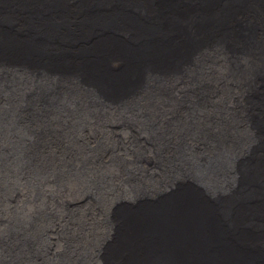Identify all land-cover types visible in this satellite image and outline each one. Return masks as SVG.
Masks as SVG:
<instances>
[{
	"label": "bare ground",
	"instance_id": "6f19581e",
	"mask_svg": "<svg viewBox=\"0 0 264 264\" xmlns=\"http://www.w3.org/2000/svg\"><path fill=\"white\" fill-rule=\"evenodd\" d=\"M63 1L67 4L69 0ZM70 1L76 7L85 4ZM191 1L198 9H206L208 4ZM222 1L219 4L227 2ZM239 13L245 19H256L250 12ZM191 40H181L163 56L152 58L155 71L137 59L113 56L104 60L105 65L113 68L121 59L122 68L107 70L96 65L86 83L73 82L72 87L65 83L58 94L46 95L41 89L28 100L34 104L27 111L12 106V126L4 129L0 124V142L6 145L0 153H18L16 159L23 168H16L13 179L0 171V195L5 189L7 197L0 232L14 250L15 264H46L47 260L74 264L91 252L94 256L97 246L107 257L97 261L110 264L115 258L108 252L112 232L119 233L117 238L122 235L121 242L132 254L130 264H146L147 252L157 246L151 239L161 234L151 224L159 214L153 207L172 215L185 202L203 205L195 191L205 187L193 178L192 170L200 167L197 173H202L227 167L228 156L221 147L230 144V138H225V116L235 112L237 124L252 126L253 132L258 114L255 98L263 81L254 80L253 69L246 73L245 81L232 73L240 48L225 63L230 71L222 69L220 75L208 65L205 73L193 77L184 69L189 62L180 56ZM86 43L97 47L95 38ZM259 50L264 51V45ZM103 77L120 80L122 85L98 83L102 97L95 82ZM27 80H33L30 74ZM125 81L128 87L123 85ZM240 81L243 83L238 85ZM17 144L18 149H12ZM207 159L211 160L208 166ZM162 185L165 190L161 191ZM78 195L93 200L85 213L66 202L80 199ZM158 221L174 223L165 217ZM140 232L150 239L139 240ZM27 239L29 246L23 244ZM61 246L64 252L54 257Z\"/></svg>",
	"mask_w": 264,
	"mask_h": 264
},
{
	"label": "water",
	"instance_id": "95a60500",
	"mask_svg": "<svg viewBox=\"0 0 264 264\" xmlns=\"http://www.w3.org/2000/svg\"><path fill=\"white\" fill-rule=\"evenodd\" d=\"M205 1L206 9L193 7L191 0H83L85 4L77 7L70 0L68 5L63 0H0V124L4 129L13 124L12 106L17 104L27 111L34 104L28 100L41 89L46 95L58 94L65 83H70L69 87L73 82L86 83L96 65L107 70L122 68L121 59L113 68L105 65L104 60L113 56L133 62L137 59L155 71L150 60L186 39H192L191 44L180 56L189 62L184 69L193 77L205 73L208 65L220 75L222 69L230 71L227 59L241 49L232 73L245 81L246 73L253 69L254 80L263 81L255 98L258 114L252 124L254 133L249 129L252 126L237 124L235 112L225 116V138H230V144L221 147L228 156L227 167L204 169L202 173H197L200 167L192 170L193 178L205 187L195 191L203 205L185 202L174 208L172 215L153 207L159 214L151 224L155 223L161 234L151 239L157 246L147 252L146 264H264V51L259 52L264 45V0ZM239 12H250L256 19H245ZM91 38L97 47L86 43ZM250 55L257 59H249ZM29 74L33 80H27ZM96 82L102 97L100 83L122 85L120 80L106 77ZM123 85L128 87L126 81ZM18 95L20 98L12 102ZM218 138L214 137L217 144ZM18 147L13 145L12 149ZM1 148H6L3 142ZM17 154L0 153L2 176L8 174L13 179L16 168H23ZM210 164L207 159L206 165ZM163 187L159 189L165 190ZM5 200L3 189L0 222L7 215ZM164 217L174 223H160L158 219L163 221ZM140 233L139 240L150 239L145 232ZM111 234L112 247L107 251L115 258L110 264H130L132 254L121 242L122 235L117 238L119 233ZM3 235L0 232V264H15L14 250ZM29 243V239L23 242L25 246ZM105 254L103 248L96 247L95 257L91 252L74 264L100 263L97 260L106 259Z\"/></svg>",
	"mask_w": 264,
	"mask_h": 264
},
{
	"label": "rangeland",
	"instance_id": "374dc122",
	"mask_svg": "<svg viewBox=\"0 0 264 264\" xmlns=\"http://www.w3.org/2000/svg\"><path fill=\"white\" fill-rule=\"evenodd\" d=\"M130 154H131V150H128V151H126V155H127V157L128 158H130ZM75 194H78V193H75ZM86 195V194H85ZM79 197H80V199L77 197V200L76 201H71L69 198H68V200H66V202H68L69 203V205H70V207H72L73 205H75V206H79L82 210H81V213L82 212H86V211H88V209L90 208V206H91V202H93V200L92 199H90V198H88V197H82V195L80 196V195H78ZM70 197V196H69ZM71 201V202H70ZM87 201V202H86ZM77 202V203H76ZM86 202V203H85ZM67 203V204H68ZM90 205V206H89ZM98 247V246H97ZM100 248V247H99ZM53 250H54V247H53ZM64 252V247H60L58 250H56V252H55V255H54V257H57L56 255H58V254H61V253H63ZM53 257V258H54Z\"/></svg>",
	"mask_w": 264,
	"mask_h": 264
}]
</instances>
